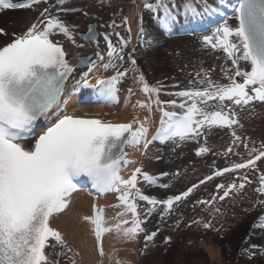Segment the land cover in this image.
I'll return each mask as SVG.
<instances>
[{"label": "snow or ice", "instance_id": "obj_1", "mask_svg": "<svg viewBox=\"0 0 264 264\" xmlns=\"http://www.w3.org/2000/svg\"><path fill=\"white\" fill-rule=\"evenodd\" d=\"M41 2L48 3V0H25L24 3L0 0V9L31 8ZM67 2L58 0V7L50 4V8H56L55 14L49 8L44 9L39 23L32 24L26 32L15 35L6 46L0 47V264H61V257L76 264L73 257L67 256L72 248L61 232L51 227L50 221L69 207L73 193L78 190L75 181L80 177H86L99 196L116 193L119 201L113 205L121 209L111 218L113 223H109L105 208L99 204H93L91 215L82 217L91 227L100 257L105 256L103 237L106 234H114L125 242H136L142 236L141 255H144L159 232V228L151 232L146 230L144 225L148 219L154 213L159 214L161 222L173 217L178 206L187 201L194 190L225 173L245 169L259 173L258 186L254 189L258 196L253 207L264 209V199L260 198L264 197V172L257 166V161H264V142L257 148L253 141L250 147V142L242 139L234 127H243L237 108L251 114L254 103L264 105V0H236L235 5L230 0H216L215 5L207 0H185L183 15L193 22L204 15H223L221 8L232 7L235 26L225 20L211 35L203 36L204 45L222 50L232 68H220L228 83L213 81L210 77L214 69H201L195 80L189 81L192 87L176 92H166L162 81L150 84L133 57L135 49L125 51L132 41L130 27H127V37L116 30L119 25L115 20L101 25L111 28V32H98L89 24L86 31L80 33L77 31L79 25L61 19L60 14L81 13L86 18L94 14L86 7H64ZM97 2L101 6L111 5V0ZM197 4L203 11H198ZM143 7L153 13H163L154 16L162 30H168L177 22L179 12L172 11L177 8L176 0H155V3L143 0ZM122 23L127 26L128 18L122 17ZM3 32L0 29V33ZM58 34L75 49L91 48V54L69 52L60 41L53 39ZM113 36L118 37L115 43ZM143 36L141 17L137 40L142 41ZM101 37L106 46L103 52ZM240 61L248 62L251 70H242ZM129 71L135 73L134 86H139V91L147 97L132 103L133 110L143 109L150 115L154 111L160 113L159 126L151 139L150 115L143 119L133 116L125 123L61 115L64 111L61 101L69 81L73 82V91L91 88L97 96V103L114 105L119 103L120 85L125 82ZM237 77L242 78V82ZM92 78L95 84L90 83ZM173 87L179 88V85ZM162 92L179 98L181 102L162 100ZM133 95L134 88L130 87L126 105L131 103ZM170 107L181 111H170ZM42 117L49 126L34 138L31 147H26L25 141ZM225 127L230 130L232 141L223 155H241L235 148L243 145L249 158L244 160L242 157L243 162L215 170L179 194L167 198L145 194L141 184L168 189L170 184L160 181L170 174L152 175L144 171L142 163L132 169L127 178L121 175L123 169L138 163L129 158L126 149L139 150L142 147L141 155H146L155 141H172L176 147L194 141L200 145L195 155L204 156L211 151L207 144L213 129ZM171 175L177 177L180 173ZM239 179V183L233 180L227 185L217 184L216 195L210 200H197L193 207L204 205V210L210 214L220 213V208L215 207L217 201L239 195L246 185L253 183L247 173ZM139 202H146L147 206ZM191 223H202L205 230H216L211 220L193 219ZM179 224L180 218L177 217L176 226ZM256 229L264 230V212L252 224V230ZM252 234L254 232L250 231V236ZM170 240L171 237H165L164 242ZM245 243H248L247 239ZM241 255L248 261L258 256L264 258V246L248 244V247L241 248ZM116 264L127 262L117 259Z\"/></svg>", "mask_w": 264, "mask_h": 264}, {"label": "bare ground", "instance_id": "obj_2", "mask_svg": "<svg viewBox=\"0 0 264 264\" xmlns=\"http://www.w3.org/2000/svg\"><path fill=\"white\" fill-rule=\"evenodd\" d=\"M10 2L24 3L25 0H10ZM207 2L215 5L216 0H207ZM231 2L232 0H230V3ZM184 3L185 0H176V9L180 12V14L177 15L176 23L180 24L185 29H193L196 26L209 24L216 21L221 16L219 14L212 16L204 15L195 22L191 20L190 22H186L182 7ZM39 4L33 5L31 8L0 9V29L4 30L3 33H0V47L5 46L7 43L11 42L15 35L23 34L29 27L32 26V24L39 23V21L43 19L41 13L44 11L42 10L44 6L39 10L37 17L29 21L30 15L36 13L35 9ZM50 4H56L58 7V0H50V2L45 6V9L49 8V11L55 14L56 8H50ZM63 6L77 8L86 7L89 13H95L97 15L96 19H91L90 17H84L81 13L60 14L61 19H64L72 24L79 25L77 31L80 33L88 24L92 22L96 24L98 32H111V28L101 27V25H108V21L110 19H112V21L115 20L116 25H119L116 30L120 32L121 36L127 37L129 35L127 27H130L132 41L125 51L132 52L134 45L136 44L138 46V48H134L136 50L134 52L138 55L137 64L140 71L144 74L146 80L150 84L155 85L157 83L154 81L155 72L159 74L165 72L164 70L170 67L169 64L164 63L161 67L158 65L157 67L152 68L150 67V64L153 65L156 61H158L161 55H167L165 52L170 49L171 45L178 46L177 44H180V46L183 47V52L187 57H195V59L198 58L196 60L197 63L195 64V68L191 67L188 70L187 76H189V81H194L196 73L201 69H214L210 78L220 84L228 83L227 79L223 78V73L220 71V68L221 66L232 68L231 61L226 60V54L222 50H213L210 46H205L203 43V36L211 35L215 31L213 29L222 26L225 20H227L229 25L234 27L236 21L235 18L231 16L227 17L223 23H216V21L213 23L214 25L212 27L197 34L198 36L192 40L187 39L188 37L186 35L178 39L166 36H164V38L158 32L156 26L143 24L142 27L144 28V36L142 41H138L137 33L140 21L138 17V10L140 5L134 12L127 8V6L123 5L120 0H111L110 6H101L97 0H68V2ZM197 9L198 11H203L200 4H197ZM222 9L223 8H221V11H223ZM174 10L175 9H172V11ZM162 15L163 13L160 12L157 16ZM122 17L128 18L127 26L123 25ZM184 21L186 23H183ZM53 39L60 41L69 52H81L82 54L85 52L87 54H91L92 52L91 48H86L84 50L75 49L74 46H72L71 43L62 35L58 34L53 37ZM77 40L78 42H81L79 37H77ZM100 40V48L103 52L106 46L102 41V37ZM117 40L118 37L113 36V42L115 43ZM184 41H188V43L185 45ZM171 58L172 56H167L166 62H171ZM73 62L75 61L73 60ZM239 64L241 68L249 65V63L245 61H240ZM125 67H128V65L125 64ZM130 74L132 77L130 78L129 85H127V89L124 92H119V103L113 107H107L106 112L104 113L101 112L102 109L99 106L93 108L92 114L94 115L89 116L114 123H125L130 121L133 116L138 115L141 119H143L144 116L150 115L143 109L137 108L133 110L131 106V104L135 103L136 100H146L147 97L139 91V86H134L135 73L131 71ZM181 74H183V71H181ZM174 75L175 73L168 76L163 75L157 80L162 81L166 85V92H176L192 87L189 83L187 85L180 84L179 81H181V79H178V76ZM201 75H203V73H201ZM78 78L79 77L77 76V79ZM70 83L73 82L69 81V84ZM177 84L179 85V88L173 87V85ZM197 86L203 87L200 85ZM130 87L134 88L135 95L131 97V103L126 105V98ZM87 91L94 92L91 88H80L74 91L73 95H69L68 93L66 96L65 94L62 99L63 108L67 110V106L71 105L72 100L75 101L77 94ZM161 99H176L178 104L181 102L179 98L169 97L163 92L161 93ZM73 108L74 109H71L70 114L80 116L79 113L75 112L78 111L79 108L76 106ZM168 110L176 112L181 111L179 108L175 107H170ZM236 110L239 113L240 123L243 125L242 128L234 126L236 127L237 134L240 135L242 139L248 140L250 142V147L252 146L251 142L254 141L255 146L259 148L260 144L264 142V105L254 103L251 114L248 111H241L239 108ZM105 113L108 115H105ZM151 115L150 119L152 123L150 124L149 129L153 132L149 133V139L151 138V135L155 134L156 128L159 126L160 119V113L158 111H154ZM231 141L232 136L228 128H214L213 134L208 137L207 144V146L211 148V151L208 154L199 157L195 155V152L200 145L194 141H187L179 147H176L175 144H168V146H165L164 148H156V146L150 145L147 152V158H142L141 154L138 157V162L144 165V171L152 175H158L161 172H168L170 174L168 177H163L160 181L161 183L170 184L168 190L159 188V194L151 195L156 196L157 198H167V196L179 194L192 184L199 183V181L205 176L211 175L215 170L230 167L233 163L243 162L242 157L244 160L248 159L249 157H247L243 145H240L239 148H235V151L241 155L233 153H229L226 156L223 155V153H225L227 148L231 145ZM32 143H34V140L28 139L25 142V146L31 147ZM200 143L203 144L204 141L201 140ZM163 144L164 143H162V145ZM151 148L155 149L152 150ZM257 166L261 172H264V161H257ZM176 172H179L180 175L173 177L171 174ZM245 173H247L249 179L252 180L253 183L246 185L245 189L239 195H230L223 201H217L215 203V207L220 208V213L210 214L208 211L204 210L206 207L204 205H197L193 207L197 200H210L213 195H216L217 184L223 183L227 185L233 180L239 183V177L243 176ZM258 175L259 173L257 172L245 169L239 170L238 173H225L222 177H214L213 180L207 181L205 184L200 185L198 189L194 190V193L188 198L190 199L188 203L184 202L185 205H187L183 211L184 215H182L185 216V221L190 222L193 219H196L204 222L211 220L214 229H216L205 230L202 227V223L201 225H197L198 227L195 224H191L192 226L195 225L194 232L199 233L200 236H202L200 233H202L203 229L206 231L205 233H208V235H203L204 241L201 243L208 258L205 259L198 253L192 252L194 251L193 248H195L196 245V238L194 237L196 235H184L180 236V242L179 240L176 241L177 243L175 246L173 245L168 247L163 256L157 254L154 255V257H150L151 260L148 261L149 263L147 264H171L174 259L176 261L177 256H181L182 259L186 257V259H184L185 263L182 264H264L259 256L255 257L253 261H248L246 257L241 255V248L248 247V244L264 246V230H252L253 222L262 212H264V209L259 206H256L255 208L253 207L258 196V194L254 191V189L258 186ZM140 186L145 194L150 195V193L155 191L154 189L153 191H150L152 190L151 187H147L143 184ZM85 192V190H77L74 192L71 197L69 207L62 213L53 216L50 221L51 227L61 232L68 245L72 248V252L67 253V256L73 257L76 264H101V261L102 264H116L117 259L125 261L127 264H146L144 262L145 260L142 259V256L139 254L137 241L125 242L118 239L114 234H106L103 237L105 256H99L96 247V240L91 231V227L87 222L82 220V217L91 215L93 212V204H99L105 208V216L109 220V223H113L114 221H112L111 218L114 217L121 209L113 207V205L119 203L116 193H108L101 197L94 196L91 198ZM260 198L264 199V197ZM139 203L147 206L146 202ZM246 209L248 211H245ZM153 216L156 221H160L158 213H154ZM166 220L160 222L164 225ZM250 231L254 232L251 236ZM174 239L176 238L174 237ZM246 239L248 240L247 244L245 243ZM140 242L144 243L143 238ZM153 243L154 240L149 243L150 251L157 250L156 247H151ZM218 246H221L223 251H220ZM60 259L61 264H70V261L64 257H61Z\"/></svg>", "mask_w": 264, "mask_h": 264}, {"label": "rangeland", "instance_id": "obj_3", "mask_svg": "<svg viewBox=\"0 0 264 264\" xmlns=\"http://www.w3.org/2000/svg\"><path fill=\"white\" fill-rule=\"evenodd\" d=\"M120 1L123 3V5L127 6V8H129L133 12L136 11L140 5L139 10H138V17L140 20L139 21V27L141 26V17H142V25L143 24H145V25L150 24L151 26H155L154 25V18H152L153 12H150V11L144 9L143 0H120ZM140 1H142V2H140ZM149 2L155 3V0H149ZM43 6H44V8H42ZM45 6H46V3L41 2L35 9L36 13L30 15L29 21H31L32 19H35L37 17V14L39 13V10L41 8L45 9ZM139 27H138V30H139ZM184 43L186 45L188 43V41L187 42L184 41ZM177 45L178 46L171 45L170 49L167 50V52H165V54H167V55H163V56L161 55L160 59H158V61H156L153 65L150 64V67H152V68H155L158 65L161 67V66H163L164 63L169 64V66H170L168 69L164 70L165 72H162L159 74L155 72V76H154L155 82H157L158 78L162 77L163 75L168 76V75H172L173 73H175L174 76L177 75L178 79H181V81H179L180 84L187 85L189 83V76H187L188 70L191 67L195 68V64L197 63L196 60L198 58L195 59V57L194 58H191L189 56L187 57L186 54L183 52L184 51L183 47H181L180 44H177ZM187 47L190 48L189 46H187ZM134 48H138V46L135 44ZM132 54H133V57L135 58V60L138 62V55L135 52ZM167 56H169V57L172 56V58H171L172 61L171 62L169 61L170 63L166 62ZM145 63H147V62H145ZM203 66H204V64H203ZM181 71H183V74H181ZM131 77H132L131 74L128 73V76H127L125 82H123L120 85V91L124 92L127 89V87H128L127 85H129ZM93 83H95V82H93ZM109 106L113 107L114 105L113 104H105V103H100V105H99V107L102 109L101 110L102 113L106 112V108ZM96 107H98V105H94V106H91V105L90 106H88V105L83 106V105H81V106H78V108L81 109V111H82V109H84L85 111H87L89 113H93L92 109L96 108ZM96 113H99V112H96ZM164 147L165 146H162L161 148H164ZM142 150H143L142 147L139 150H137V149L127 150L129 152V158L134 159L138 162V157L140 156ZM147 156H148V154H146L145 156L142 155V158L146 159ZM140 164L141 163L138 162L137 164L130 165L127 169H123L121 172V175L124 176L125 178H127V176L130 175L131 170L134 169L135 167L140 166ZM166 190H168V189H166ZM94 196H97V195H94ZM189 200L190 199L185 201V203H188ZM185 203H183L182 206H181V204L178 206V208L176 210V214L173 217L168 218L164 225L160 221H156V219L153 215L148 219V222L144 225V227L146 228V230L148 232L156 231L157 228H159V232H158L157 236L154 238V243L151 246V247H156L157 250L150 251L149 250L150 247H149L147 249V251L145 252V254L141 255V249L144 247V243L142 242L143 243L142 244L140 242V240H142V237H140L137 240V244L139 246V254H140V256H142V259L145 260L144 262L146 264L149 263L148 261L151 260L150 257H154V255L158 254L160 256H163L165 250L170 246H173V245L175 246L177 243L176 241H178L180 239V236H184V235L185 236L196 235V236H194L196 238V245H195V248H193L194 251H192V252L198 253L200 256H202L205 259L208 258L207 253L205 252L204 248L201 245V243L204 241L203 235L204 234L208 235V233H205L206 231L203 229L202 233H200L202 236H200L199 233L194 232L196 224L194 226H192L191 221L190 222L185 221L186 220L185 216H182V215H184V212H183L184 209L187 207V205H185ZM177 217L180 218L179 227L176 226V218ZM188 225H190V226H188ZM165 237H171L172 239L170 240L169 243H165L164 242ZM174 237L176 239H174ZM179 242H180V240H179ZM218 248H220V251H223L221 246H218ZM153 252H155L156 254ZM176 258H177L176 261L174 259L173 263H171V264L185 263L184 259H186V257L184 259H182L181 256H177ZM261 260L264 263V258H261Z\"/></svg>", "mask_w": 264, "mask_h": 264}, {"label": "water", "instance_id": "obj_4", "mask_svg": "<svg viewBox=\"0 0 264 264\" xmlns=\"http://www.w3.org/2000/svg\"><path fill=\"white\" fill-rule=\"evenodd\" d=\"M94 26V25H93Z\"/></svg>", "mask_w": 264, "mask_h": 264}]
</instances>
